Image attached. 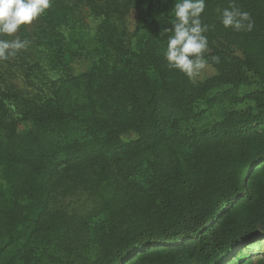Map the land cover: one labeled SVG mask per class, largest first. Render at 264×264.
I'll return each instance as SVG.
<instances>
[{
    "label": "trees",
    "instance_id": "16d2710c",
    "mask_svg": "<svg viewBox=\"0 0 264 264\" xmlns=\"http://www.w3.org/2000/svg\"><path fill=\"white\" fill-rule=\"evenodd\" d=\"M155 1L50 0L30 24L0 34L34 46L58 80L86 83L81 94L55 95L54 82L29 97L11 64L0 72V264H213L264 237V0H205L203 56L217 70L205 80L168 66L163 30L175 0ZM233 7L248 13L240 30L222 24ZM133 8L139 21L153 19L126 44L122 23ZM87 16L99 19L94 33ZM67 57L91 61L89 69L72 74ZM247 72L261 84L250 94L256 112L231 109L182 128L199 119L201 100L231 95L210 97L212 86L239 84ZM15 114L33 127L17 134ZM82 191L94 200L87 216L51 209L59 195ZM98 214L106 224L93 238Z\"/></svg>",
    "mask_w": 264,
    "mask_h": 264
},
{
    "label": "rangeland",
    "instance_id": "374dc122",
    "mask_svg": "<svg viewBox=\"0 0 264 264\" xmlns=\"http://www.w3.org/2000/svg\"><path fill=\"white\" fill-rule=\"evenodd\" d=\"M159 1H155V6H158ZM160 6V4H159ZM152 11L155 12L154 9ZM153 19V16H148L146 20L139 21L138 17V10L133 8L129 11L127 16L125 17L124 22L122 23L123 26L127 29V36H126V44L133 43L135 40V32L141 27H145V33L148 32V24ZM84 24L86 25L85 31L89 33L95 32L96 25L99 23V19L95 18L94 16H87L84 19ZM89 28V30H87ZM15 40L18 39V35L14 38ZM21 49H27V53H19V50H16L15 55L9 56L5 60L7 63H3V69L0 72L6 74L12 70L9 68L8 64L12 65V68L15 73V77L13 81L17 84L19 88L23 89V93L25 95H29V97H33L34 95L42 96L48 91V87L52 86L55 82L56 91L55 95L59 92L60 96H62L63 91L65 88L68 91L73 92V94L82 93L86 83L84 84H77L74 81H65L64 79L58 80L60 78V73L49 69V67L45 68L46 64L41 62H37L39 60L35 56V49L34 46L27 44ZM21 51V50H20ZM22 54V57L18 56ZM207 62L205 69H203L195 78L194 80H205L207 78L212 77L217 73V70L210 64L206 58H204ZM41 64V65H40ZM91 61L85 58L79 57H67L65 61V65L68 66L69 70L72 74L81 73L87 69ZM43 65V66H42ZM39 66H42L39 68ZM247 78L245 81H242L239 84H215L209 90V96L215 97L217 94L221 92H225L230 90L231 95L219 97L218 100L214 103H208L206 99L201 100L200 109L202 113L198 120L191 121L186 124H182L183 129H191L192 127H200L205 126L208 124H212L217 120H221L223 118V114L231 109H238V110H252L256 112V102L255 99L250 97L251 92H254L260 87L259 80L256 76H254L251 72L246 73ZM12 76L10 75V78ZM97 83L93 86H96ZM95 88V87H94ZM105 92H110L108 88L103 89ZM49 92V91H48ZM47 92V93H48ZM21 93V94H23ZM15 120V129L17 134H24L29 131L33 127V118H22L20 115L15 114L13 116ZM12 121V120H11ZM5 127V123L3 124ZM4 126L0 125V138L3 137L2 134L5 133ZM127 137H124V140ZM183 149L188 151V146H184ZM94 207V200L89 196L86 192H79L76 195H69L63 196L59 195L57 200L52 204V208L54 211H57L61 214L65 213L68 215L77 214V215H84L87 216L90 210ZM106 218L102 214H98L96 216H92L89 219L90 225V235L94 238L96 233L102 228V224H106ZM252 245L249 246L250 243ZM55 246L52 245V248ZM98 245L96 243H91L89 248L90 252L96 251ZM249 262L251 261L252 264H264V237L259 236L255 237L248 242H244L241 244L236 245L232 251L227 255L222 257L220 260L216 261L213 264H240L242 262Z\"/></svg>",
    "mask_w": 264,
    "mask_h": 264
},
{
    "label": "clouds",
    "instance_id": "9594fccd",
    "mask_svg": "<svg viewBox=\"0 0 264 264\" xmlns=\"http://www.w3.org/2000/svg\"><path fill=\"white\" fill-rule=\"evenodd\" d=\"M50 7V0H0V34L13 35L21 25L30 24ZM205 10V0H175V19L172 27L163 32H170L164 53L170 68L178 69L188 78H195L206 67L204 52L208 39L204 33L208 30L202 25L201 14ZM248 20V13L234 7L224 9L222 24L225 28H243ZM251 23L247 28L251 29ZM25 47L19 39L7 41L0 39V59L15 55L16 50Z\"/></svg>",
    "mask_w": 264,
    "mask_h": 264
},
{
    "label": "bare ground",
    "instance_id": "6f19581e",
    "mask_svg": "<svg viewBox=\"0 0 264 264\" xmlns=\"http://www.w3.org/2000/svg\"><path fill=\"white\" fill-rule=\"evenodd\" d=\"M252 244H253V242H252V243H250V244H249V246H250V245H252Z\"/></svg>",
    "mask_w": 264,
    "mask_h": 264
}]
</instances>
